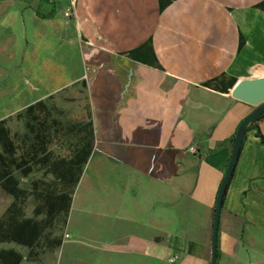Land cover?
<instances>
[{"label": "crops", "instance_id": "0c3cea01", "mask_svg": "<svg viewBox=\"0 0 264 264\" xmlns=\"http://www.w3.org/2000/svg\"><path fill=\"white\" fill-rule=\"evenodd\" d=\"M23 1L0 0V23L17 36L30 34V22L38 19ZM47 38L40 36L36 46L45 48ZM87 45L80 56L94 139L87 171L76 186V207L108 194L103 206H108L109 230L106 238L82 236L78 220L70 229L68 216L73 240L67 245L65 239L61 252L76 255L90 243L99 250L93 257L97 264H210L212 218L232 150L229 138L256 108L233 99L230 91L264 70L249 76L239 58L223 70L168 69L139 59L132 64L120 60L110 44ZM254 125L264 136V115ZM254 132L245 131L226 186L217 264H264V146ZM92 162L94 178L87 174ZM107 169L109 183L100 185ZM81 192L85 198L79 199ZM112 222H122L123 232L115 235ZM175 254L178 259L169 262Z\"/></svg>", "mask_w": 264, "mask_h": 264}, {"label": "rangeland", "instance_id": "374dc122", "mask_svg": "<svg viewBox=\"0 0 264 264\" xmlns=\"http://www.w3.org/2000/svg\"><path fill=\"white\" fill-rule=\"evenodd\" d=\"M23 2L39 13L54 7L53 16H56L48 23L45 21L48 18L37 16L34 23L30 22L33 26L30 34L19 36L0 23V119L5 120L10 130L16 145L15 156L19 159L35 150L40 155L41 143L34 132L42 125L48 138L46 150L54 157H71L94 131L85 85L87 75L80 56L87 44L104 47L110 44L120 60L132 64H135L133 59H139L168 69L183 67L196 71L219 66L223 70L227 69L229 60L239 58L245 60L249 76L264 70V0H83L82 5L78 0ZM68 7L75 10L70 16L64 14ZM43 35L48 37V45L38 48L37 39ZM29 50H33L32 56L26 57ZM36 100H41L46 109L36 108L34 119L25 109ZM28 123L34 132H30ZM91 156L92 152L88 161ZM88 161L82 166L81 176L87 171ZM94 166L92 162L87 174L92 176L90 171ZM12 172L18 178L19 187L27 190H31L33 182L39 188L47 184L53 187L56 183L43 166L33 165L26 177L19 170ZM102 173L99 184H108L109 169ZM83 197L81 192L79 199ZM77 198L75 187L72 211L70 206L67 217L58 215L53 227L44 230L31 250L33 256L29 255V248L14 242L0 243V249L13 248L19 252L23 257L19 264H97L93 257L99 250L93 244L88 243L76 255L71 251L61 252L64 240L69 239L67 245L73 240L68 233V216L70 229L74 219L78 220L82 236L106 238L109 230L108 206H103L109 199L108 194L106 197L102 194L94 203L84 202L80 210L76 207ZM12 199L0 187V216ZM37 204L33 194L27 196L22 201L24 216L41 219L43 214L33 215ZM117 223H111L116 228L115 235L123 232L124 227L122 222ZM56 239H61V245L49 247L48 242ZM226 264L230 263L226 261Z\"/></svg>", "mask_w": 264, "mask_h": 264}, {"label": "trees", "instance_id": "16d2710c", "mask_svg": "<svg viewBox=\"0 0 264 264\" xmlns=\"http://www.w3.org/2000/svg\"><path fill=\"white\" fill-rule=\"evenodd\" d=\"M54 13V7L45 13L36 11L40 19L51 18ZM36 108L39 111H45L46 106L41 100H36L26 107L25 113L36 119L33 114ZM263 115L264 110L249 123L247 130L254 129V135L264 146V136L258 126L254 125ZM42 126L38 132H34V127L27 124L30 132H34L36 139L41 143L40 155L35 150L27 157L19 159L15 156L16 145L10 137V130L6 127L5 120L0 119V187L13 198L0 216V243L14 242L16 245L27 247L30 249L29 255H32L31 250L37 245L44 230L53 227L56 217L60 214L67 217L69 214L71 198L80 180L82 166L86 165L93 150L94 131L92 130L87 141L75 149L71 157H54L52 152L46 150L48 138L44 134L45 125ZM234 137L235 135L229 138L231 143ZM33 165L46 167V170L54 177L55 186L47 184L39 188L38 184L33 182L31 190L19 187L18 178L12 170H19L22 176L26 177L32 171ZM31 194L38 200V204L33 209V215L43 214L41 219L24 216L22 201ZM61 243V239H56L48 242V245L53 247ZM218 257L219 247L217 259ZM22 259V255L13 248L0 249V264H19Z\"/></svg>", "mask_w": 264, "mask_h": 264}, {"label": "water", "instance_id": "95a60500", "mask_svg": "<svg viewBox=\"0 0 264 264\" xmlns=\"http://www.w3.org/2000/svg\"><path fill=\"white\" fill-rule=\"evenodd\" d=\"M230 95L233 99L247 102L255 106V110L243 121L240 122L232 143V150L228 159L227 168L224 171L223 179L217 191L214 205V218H212L210 264H217V234L219 231V218L221 217L222 202L226 186L235 169L238 154L245 136L247 126L264 110V74L254 78H244L237 82L231 89Z\"/></svg>", "mask_w": 264, "mask_h": 264}, {"label": "built area", "instance_id": "2783aa9c", "mask_svg": "<svg viewBox=\"0 0 264 264\" xmlns=\"http://www.w3.org/2000/svg\"><path fill=\"white\" fill-rule=\"evenodd\" d=\"M72 12H73V10L71 9V7H68V8L65 10L64 14H65L66 16H70V15L72 14ZM191 150H194V147H192ZM64 237H65V238H69V235L64 233ZM177 259H178V255H176V254H175V255H171V256L169 257V261H170V262H174V261H176Z\"/></svg>", "mask_w": 264, "mask_h": 264}]
</instances>
